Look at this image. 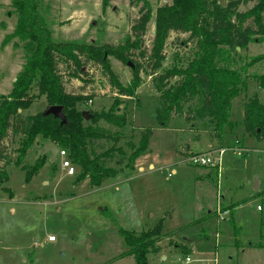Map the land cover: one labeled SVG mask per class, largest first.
<instances>
[{"label":"rangeland","instance_id":"rangeland-1","mask_svg":"<svg viewBox=\"0 0 264 264\" xmlns=\"http://www.w3.org/2000/svg\"><path fill=\"white\" fill-rule=\"evenodd\" d=\"M171 2L150 0L152 15L144 42L130 60L109 56L113 70L127 87L133 69L129 62L134 67L133 61L145 65L142 83L132 96L113 88L98 65H85L78 78L60 66L68 93L92 97L78 103V111L93 113L116 107L118 113H127L124 127L104 120L83 122L122 133L116 145L125 154L116 151L110 165L122 161L116 168L124 166L131 153L129 144L137 146L141 132L154 128L147 150L136 159L133 169L125 168L99 186H92L88 178L75 184L80 168L73 163L76 173L68 175L61 167L62 156L58 154L52 163L46 155L43 167L27 179L22 167L33 169L44 140L37 136L22 159L18 157L20 135L9 134L3 141L12 162L6 168L9 180L0 189V264H136L133 255L113 261L128 249L120 230L140 234L158 227L162 229L156 244L159 251L148 252L149 264H264V150L254 147L255 139L243 138L242 125L245 101L256 93L264 102V88L253 77L264 74V60L246 67L253 57L264 53V38L231 52V66L242 70L243 82L240 95L233 99L231 124L221 144L213 139L208 123L185 120L186 112L197 106L196 99L185 105L183 113L173 114L163 128L156 120L160 92L146 67L148 60L138 54L152 46L157 7ZM220 2L226 5L228 0ZM40 4L55 41L97 45L124 43L142 6L132 0H109L107 5L103 0H41ZM254 4L255 0H248L239 10L247 11ZM17 18L12 0H0V97L10 94L25 62L22 45L14 44L18 38L5 42ZM196 50L188 33L172 32L159 73L174 66L187 67ZM47 108L45 96L36 95L21 113L40 115ZM206 137L214 143V150L224 146L218 168L195 166L188 160L193 150L207 151ZM113 143L99 140V151ZM237 147L243 148L241 154L234 149ZM142 164L145 170H137ZM256 179L260 181L258 191L254 189ZM8 200L16 209H7ZM52 235L55 240L50 241Z\"/></svg>","mask_w":264,"mask_h":264},{"label":"trees","instance_id":"trees-1","mask_svg":"<svg viewBox=\"0 0 264 264\" xmlns=\"http://www.w3.org/2000/svg\"><path fill=\"white\" fill-rule=\"evenodd\" d=\"M246 1L228 0L226 5H222L220 0H172L157 7L152 46L148 52L141 50L138 56L148 60L146 67L153 75L154 87L160 92L156 120L161 127L165 128L173 114L183 113L185 105L196 99L197 106L186 112L185 120L208 123L212 126L213 139L219 144L224 140L227 127L231 124L232 102L240 95L243 82L242 70L231 66V52H237L238 47H246L252 40L264 38V0H255L249 10L240 11L239 6ZM103 2L107 5L109 0ZM139 2L142 3L139 16L134 19L126 41L118 45H97L55 41L42 15L41 0H12L18 16L17 24L14 31L6 36L5 42L18 38L14 44L22 45L25 62L10 94L0 97V188L9 180L6 167L12 161L3 143L9 134L21 136L18 149L20 159L34 145L37 136L44 143L50 141L59 148L68 149L69 158L80 168L75 184L88 178L92 186H99L106 178L118 176L125 168L133 169L136 159L147 150L154 128L147 127L141 132L137 146L129 144L131 153L124 166L116 168L122 161H114L110 165L116 151L125 154L116 145L123 137L122 133L98 125L83 124V111H78L76 105L92 97L68 93L60 66H65V70L70 69V76L78 78L84 73L85 65H98L113 88L122 95L132 96L142 83L141 73L145 65L133 61L135 67L132 69L131 85L127 87L113 70L109 56L125 62L141 49L152 6L150 0H132V4ZM172 32L188 33L189 39L195 40L197 50L187 67L174 66L159 73ZM262 60L264 53L253 57L246 67ZM176 77L179 79L172 82ZM253 77L259 79V87L264 88V74H254ZM34 89H38L39 93L34 94ZM36 95H44L48 107L62 105L68 122L61 125L60 119L44 115L43 112L40 115H23L19 112V109L28 108ZM243 109V138L255 139L257 144L254 147L264 150V102L255 93L245 101ZM90 115L92 124L104 120L118 127L125 126L127 117L126 112L118 113L116 107ZM99 140H113L114 143L108 148L102 146L99 151ZM45 159L46 155L40 156L32 170L23 165L27 179L43 167ZM161 231V227H158L137 234L121 229L120 234L128 249L113 261L133 255L136 264H149L147 254L159 251L156 244Z\"/></svg>","mask_w":264,"mask_h":264},{"label":"built area","instance_id":"built-area-1","mask_svg":"<svg viewBox=\"0 0 264 264\" xmlns=\"http://www.w3.org/2000/svg\"><path fill=\"white\" fill-rule=\"evenodd\" d=\"M234 149L238 150L237 151L238 154H241L242 151H243V148H238L237 147V148H234ZM211 150L206 151V152H195V153H192L189 156V159H188L190 164L195 165V166H200V167H203V166H206V167H215V166L219 167V161H220V158H221V155H222L224 149L220 148V149H215V150L211 149ZM58 154L63 157V160H62V163H61L62 169L66 170V173L68 175H74L76 173V168L73 165V162L71 161V159L69 158L68 151L66 149L59 148ZM58 154H57V156H58ZM258 209H261L260 205H258ZM48 239L50 241L55 240V236H53V235L49 236ZM189 261H190V258L187 257L186 258V262H189Z\"/></svg>","mask_w":264,"mask_h":264},{"label":"water","instance_id":"water-1","mask_svg":"<svg viewBox=\"0 0 264 264\" xmlns=\"http://www.w3.org/2000/svg\"><path fill=\"white\" fill-rule=\"evenodd\" d=\"M155 34V30H154ZM239 48V47H238ZM129 65H131L132 68H134V65L129 62ZM64 108L62 105H51L49 106L44 112V115H53L54 117L60 119L61 125H64L68 122L67 117L64 113ZM19 112H21V109H19ZM83 116L85 119H90V112L89 111H83ZM59 147L53 143V142H45L43 145L41 156L49 155L50 161L53 163L57 157ZM254 189L259 190L260 189V181L258 179L255 180Z\"/></svg>","mask_w":264,"mask_h":264},{"label":"crops","instance_id":"crops-1","mask_svg":"<svg viewBox=\"0 0 264 264\" xmlns=\"http://www.w3.org/2000/svg\"><path fill=\"white\" fill-rule=\"evenodd\" d=\"M206 139H207V146H208V148H207V151L208 150H211V149H213V146H214V143L213 142H211V140H209V137H206ZM238 139V138H237ZM194 142L195 141H197V139H195V140H193ZM193 144V143H192ZM223 145V144H222ZM193 147H194V145H192ZM224 147V146H223ZM223 147H221V148H223ZM224 149V148H223ZM256 149H258V148H256ZM204 149H202L201 151H203ZM261 150H263V149H261ZM194 152H201V151H197V150H193ZM204 152V151H203ZM47 156H49V155H47ZM154 159H155V156H154ZM153 159V160H154ZM156 160V159H155ZM51 162V161H50ZM156 162H159V161H156ZM160 162H162V161H160ZM150 163V162H149ZM148 163V164H149ZM8 167V166H7ZM6 167V168H7ZM137 170H139V171H144L145 170V165L144 164H142V165H139L138 167H137ZM219 171V170H218ZM1 189V188H0ZM15 196V195H14ZM14 196H12V197H9L8 196V198L10 199V200H12V199H14ZM6 204H7V209H16V207H15V205H14V202L13 201H9L8 200V202H5Z\"/></svg>","mask_w":264,"mask_h":264}]
</instances>
